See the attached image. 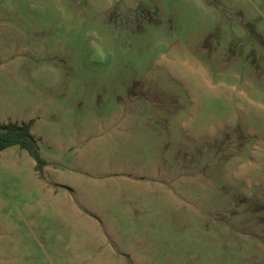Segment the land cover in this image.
<instances>
[{
  "label": "rangeland",
  "instance_id": "obj_1",
  "mask_svg": "<svg viewBox=\"0 0 264 264\" xmlns=\"http://www.w3.org/2000/svg\"><path fill=\"white\" fill-rule=\"evenodd\" d=\"M0 264H264V0H0Z\"/></svg>",
  "mask_w": 264,
  "mask_h": 264
},
{
  "label": "trees",
  "instance_id": "obj_2",
  "mask_svg": "<svg viewBox=\"0 0 264 264\" xmlns=\"http://www.w3.org/2000/svg\"><path fill=\"white\" fill-rule=\"evenodd\" d=\"M10 147L27 150L36 161V171L43 176V169L47 163L41 158L37 149V140L32 134L31 122L0 124V152Z\"/></svg>",
  "mask_w": 264,
  "mask_h": 264
}]
</instances>
